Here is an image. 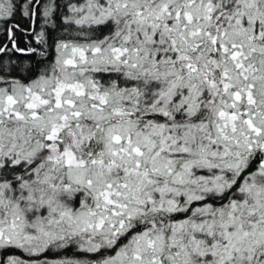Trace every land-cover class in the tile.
Returning <instances> with one entry per match:
<instances>
[{"label":"snow or ice","instance_id":"1","mask_svg":"<svg viewBox=\"0 0 264 264\" xmlns=\"http://www.w3.org/2000/svg\"><path fill=\"white\" fill-rule=\"evenodd\" d=\"M0 264H264V0H0Z\"/></svg>","mask_w":264,"mask_h":264},{"label":"trees","instance_id":"2","mask_svg":"<svg viewBox=\"0 0 264 264\" xmlns=\"http://www.w3.org/2000/svg\"><path fill=\"white\" fill-rule=\"evenodd\" d=\"M17 35H18V37H19L20 34L18 33ZM27 46H28V45L25 43L24 39L21 37V38H20V47L23 48V47H27ZM32 46H33V47H39V45H37L36 42H35L34 40L32 41ZM17 55L20 56L21 59H26V57H24V56H22V55H20V54H17ZM32 58L34 59L35 57H32Z\"/></svg>","mask_w":264,"mask_h":264}]
</instances>
